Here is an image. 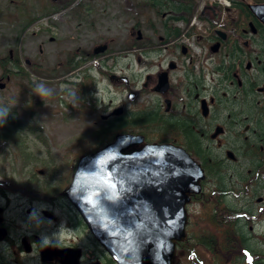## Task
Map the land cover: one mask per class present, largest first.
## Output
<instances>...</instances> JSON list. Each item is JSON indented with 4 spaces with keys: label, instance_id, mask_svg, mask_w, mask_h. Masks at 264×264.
<instances>
[{
    "label": "rangeland",
    "instance_id": "rangeland-1",
    "mask_svg": "<svg viewBox=\"0 0 264 264\" xmlns=\"http://www.w3.org/2000/svg\"><path fill=\"white\" fill-rule=\"evenodd\" d=\"M147 1L57 0L53 3L50 0H0V58L10 53L11 59L15 60L18 52L26 70L30 68L27 60L34 66L41 67L37 71L38 75L29 73L11 76L9 81L0 80V85H5L0 89V110L4 111L9 119L15 118L23 123V128L28 127L18 133L5 124L0 125V188L8 192H14L12 188L32 189L40 192L41 195L50 194L47 195L48 198L54 196L48 201L43 199L42 202L34 204L33 209L36 213L32 216L26 214V209L30 207L28 197L21 202L13 201L10 204L6 214L8 220H13L11 231L14 238L19 239V236L34 231L43 245L81 248L82 264H90L96 257L106 262L104 251L81 224L74 207L62 199L61 191L70 183L79 158L101 147L98 130L106 120L102 119V115H107L114 106H124L128 112L143 107L138 102L128 100L125 87L112 82L109 76L114 70H119L120 65L125 69L126 75L131 77L125 65L131 63L132 68L137 65L135 57H138V53L130 57L124 56L128 54L125 51L120 57L112 56L113 53L123 51L137 41L136 35L130 34L132 27L140 25V30L146 38L151 34L147 33L149 26H158L160 17L150 12ZM206 1L228 6L226 13H232V16L235 14L227 10L231 0ZM67 3L72 5L65 13L52 19L42 16L53 8ZM78 4L85 7L83 12ZM40 15L42 19L39 24L26 31L23 30L30 19ZM198 24L202 25L200 22ZM145 38L138 41V45L144 46ZM190 42L193 43L192 40ZM104 43H108L111 56H103L101 62L88 61L81 71L70 73L69 65L66 63L72 56H66V53L80 48L90 52ZM220 60L221 57L217 56V65L220 64ZM56 67L57 70L53 72ZM85 69L92 76L95 85L91 87L90 93L82 97L83 88L78 87L77 84L83 82ZM133 71L138 73L141 80L144 78L145 70L142 66H135ZM76 73L80 75L77 80H75ZM2 75L3 69L0 66V78ZM65 81L74 82L76 85L72 87ZM228 110L229 113L232 111L230 106L227 107ZM223 118L215 124L224 127L223 123L227 120L225 116ZM1 119L2 117L0 122ZM133 121L132 118L131 122ZM129 126L131 127L125 131L135 133L140 131L133 127V124ZM2 127L9 128L10 133L4 131ZM207 131L210 133L211 129ZM9 134L12 136L8 137ZM147 134L148 141H152L155 136L150 132ZM230 139H235V136L222 134L217 139L211 140L213 142H208V147L216 151V154L210 152L211 161L216 160L215 156L221 154L225 160L224 165L233 170L232 167L236 168L244 160L240 154H237L236 162L228 159L226 151L235 146ZM199 160L202 161L200 158ZM41 170L42 174L39 173ZM261 176L260 194L256 197L247 194L242 195L240 200L227 197L223 203L222 199L217 201L215 198H207V202L204 203L200 200L192 201L187 206L189 216L187 240L190 238L196 240L202 234L210 232L221 242L223 229L218 231V228L212 230L208 227L206 215L212 213L218 202H220L218 208L223 207L224 204H232L245 209L240 212V216L246 217L248 243L252 249L264 255V175ZM209 177L203 184L206 195L212 194L217 184V178ZM239 178L237 175L233 181L236 182ZM47 207L57 216L56 221L46 220L39 215L41 209ZM197 250L206 264H234L228 255L223 258L219 249H215V253L203 247ZM185 262L183 251L177 249L174 264ZM253 262L255 264V261ZM0 264H42V262L39 250L32 256L24 253L15 256L13 248L0 244ZM50 264H59V261L55 260Z\"/></svg>",
    "mask_w": 264,
    "mask_h": 264
},
{
    "label": "flooded vegetation",
    "instance_id": "flooded-vegetation-1",
    "mask_svg": "<svg viewBox=\"0 0 264 264\" xmlns=\"http://www.w3.org/2000/svg\"><path fill=\"white\" fill-rule=\"evenodd\" d=\"M165 1L168 4L149 7L154 16L160 17L157 27L149 26L147 33L151 34L142 37L137 33L136 26H133L130 34L136 35L137 41L127 49L112 54L120 57L127 51L128 54L124 56L131 57L138 53L135 59L137 65L145 70L144 78L141 80L138 73L133 71L137 65L132 68L131 63H127L125 66L131 77L119 65V70L113 71L117 75L115 83L125 87L128 100L143 105L130 112L129 116L142 128L139 134L146 138L147 132H150L155 136L151 142L182 146L190 153L197 152L201 144V148L208 150V142L217 139V134L227 132L215 122L223 116L227 120L224 125L229 122L231 114L227 111L228 104L233 107L236 104L241 106L255 102L258 106L262 104L264 109V39L260 37L263 27L253 19L240 27L238 15L235 18L231 17L232 13L221 16L220 6L205 5L199 9V0ZM233 5L229 12L236 10ZM64 7L63 4L53 8L48 17L52 18L70 9H62ZM193 7L194 13L204 22L200 31L187 27V19ZM36 22L38 20L30 23L29 27ZM251 24L254 28L250 27ZM144 38V46L138 47L136 43ZM183 38L192 40L197 51L184 45ZM80 49L68 52L66 56H111L110 53L95 55ZM217 56L221 57L218 65ZM247 115L244 119L248 120ZM113 116H102V119H106V122L115 121L114 125L119 127L118 119L121 115ZM238 126L239 122L235 121L232 129ZM208 129H211L210 133ZM244 131L249 133L248 124ZM12 190L14 192L10 191L11 194L0 188V229L5 232V238L0 244L13 248L15 256L22 253L32 256L38 250L40 252L39 237L32 231L19 236V239L14 238L11 231L13 220L7 219L6 212L13 201L21 202L28 197L30 207L26 209V214L32 216L36 213L34 204L43 199L48 201L54 196L48 198L46 194L41 195L32 189ZM43 211L55 215L47 207L41 209L40 216Z\"/></svg>",
    "mask_w": 264,
    "mask_h": 264
},
{
    "label": "water",
    "instance_id": "water-1",
    "mask_svg": "<svg viewBox=\"0 0 264 264\" xmlns=\"http://www.w3.org/2000/svg\"><path fill=\"white\" fill-rule=\"evenodd\" d=\"M249 9L264 24V3ZM106 49L105 44L94 52ZM228 156L234 157L232 152ZM204 179L201 165L183 148L121 133L80 158L63 195L116 264H174L177 244L187 236L186 206L201 193ZM4 236L0 229V240ZM80 256L72 248L41 251L42 262L79 264Z\"/></svg>",
    "mask_w": 264,
    "mask_h": 264
},
{
    "label": "trees",
    "instance_id": "trees-1",
    "mask_svg": "<svg viewBox=\"0 0 264 264\" xmlns=\"http://www.w3.org/2000/svg\"><path fill=\"white\" fill-rule=\"evenodd\" d=\"M254 1L261 2L264 0ZM147 4L156 7L168 4V2L165 0H148ZM233 4L234 8L237 10L240 27L248 24V22L252 20V15L246 4L242 1H233ZM193 12L194 7L190 10L189 19ZM233 25L236 27L235 23H233ZM76 57L77 56H72V58L70 57L66 63V65H69V70H73L78 66V64L80 65L82 62H86V60L93 58V56H90L89 58L82 56V59L77 60ZM0 66L3 69V75L17 76L29 74V72L22 66L19 56H17L15 60H12L10 55L0 58ZM40 69L41 67H31L30 71L36 73ZM54 69L55 70H53V72L57 70V67ZM85 72V82L81 84L84 85L83 91L81 92L82 97L87 93H90L91 87L94 84L92 77L87 71ZM248 112L249 114L247 116L249 119H246V121L244 119V116H246L244 112L240 111L235 113V117L238 120L240 127H244L247 124L250 126L249 137L246 141L242 139L238 128L236 129L237 132H235L237 137L236 139L239 143V145H236L237 148H235V150L244 160L239 166L236 168L232 167L233 170H231L229 166L226 167L224 165L225 160L221 157H216L218 160L216 159L211 161L210 152H212V150H204L201 148L202 145L196 153H193L202 160V165L206 170L207 176H214V178H217V184L213 193L209 194L210 196L204 194L201 197H198L197 200L204 203L207 202V198H215L217 201L222 199L223 203L227 197L239 198L240 200L242 195L247 194L251 195V197H256L260 194L259 184L261 183V175H264V109H260L253 103L248 106ZM0 117L7 118L8 116L4 111L0 110ZM114 124L115 123H109L105 127L103 131V138H99V145H103L109 140H112L110 137L117 133L119 129L123 132L130 127V122H128L125 117L119 120V127ZM237 175L240 178L238 181L234 182L233 180ZM219 203L220 202L217 203L215 206L216 208L213 209L212 213L206 215V224L208 227L212 228V230H215V228H218V231L219 229H223V232L220 230L223 234V240L220 242L218 240L219 238L215 237L213 234L211 235L210 232L202 234L196 240L193 238H190L189 240L186 239L184 242L178 244V248L183 251L184 259H186L184 264H206V262L201 259L199 255L197 250L199 247H203L212 253H215V249H219L220 255L223 258L228 255L234 264H239L240 262L244 264V261L247 259V255L251 253L255 257V264H263V253L252 249L248 243V230L245 225L246 217L240 216V212H243L245 209L238 208L232 204H224L223 207L218 208V206H220ZM42 246L43 245L40 247L42 248ZM106 264L114 263L112 260L108 259Z\"/></svg>",
    "mask_w": 264,
    "mask_h": 264
}]
</instances>
